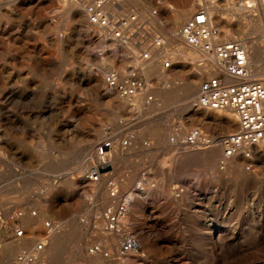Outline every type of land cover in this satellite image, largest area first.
Returning a JSON list of instances; mask_svg holds the SVG:
<instances>
[{
    "label": "rangeland",
    "instance_id": "1",
    "mask_svg": "<svg viewBox=\"0 0 264 264\" xmlns=\"http://www.w3.org/2000/svg\"><path fill=\"white\" fill-rule=\"evenodd\" d=\"M243 1L253 4L242 16L245 35L232 11L213 21L224 38L255 42L264 56V0L230 2L238 7ZM67 3L0 0V264H27L18 262L20 253H43L31 245L10 248L18 241V224L27 237L40 234L39 240H47V250L53 240L61 247L31 264H61L60 255L67 256V264H264V159L253 172L243 169L242 159L222 170L223 150L215 161L208 157L215 147L178 149L168 141L177 124L186 130L200 126L218 137L238 128L234 111L195 106L200 83L215 70L175 38L183 24L175 17L193 8L191 17L199 0H125V9L140 11L153 32L177 45L172 67H163L166 53L157 51L155 58L162 56L146 65L155 83L151 101L145 94L124 99L105 91L103 70L118 61V52L97 36L80 5L68 12ZM250 65L263 79L264 70L256 71L253 61ZM227 113L236 115V123L227 121ZM110 136L117 144L111 178L123 190L133 188L142 170L150 172L151 184L136 192L126 216L139 236L141 254L90 251L101 241L110 240L114 248L120 242L102 228L100 213L109 199L106 178L100 184L84 180L95 161V144ZM127 137L133 140L124 146ZM92 188L99 194L90 202ZM28 214L36 228L25 223ZM47 220L59 227L50 231Z\"/></svg>",
    "mask_w": 264,
    "mask_h": 264
},
{
    "label": "built area",
    "instance_id": "2",
    "mask_svg": "<svg viewBox=\"0 0 264 264\" xmlns=\"http://www.w3.org/2000/svg\"><path fill=\"white\" fill-rule=\"evenodd\" d=\"M220 0H199L197 10L177 31L188 46L200 50L214 62L215 74L204 79L198 88L195 106L207 110L232 109L238 117V128L222 136L206 132L200 126L184 129L181 125L172 127L168 136L171 145L180 149L197 147L208 149L221 146L223 149L219 166L227 169L234 159H242L243 169L253 172L259 166L260 154H264V78L250 80V58L241 37L224 38L220 26L213 21L210 4ZM125 0H86L85 10L89 23L102 40L112 41L118 52V61L103 73L105 91L132 99L145 94L147 101L154 99L151 94L154 79L146 74V64L153 59V52H164L168 56L160 59L164 68L175 62L173 51L176 44H170L160 33L152 31L150 22L136 9H125ZM153 14L157 10H153ZM128 53L125 57L124 54ZM126 59V61L124 60ZM138 59L140 62H134ZM137 61V60H136ZM233 79L234 81H230ZM131 138L123 139L124 146L131 145ZM146 145H150L149 142ZM116 139L105 137L95 144V161L84 173V180L90 184H100L106 178L108 203L100 213L103 231L120 237L116 248L110 240L90 247L91 252H102L106 256H128L142 251L138 234L126 216L138 191L151 184L149 169L140 172L133 188L123 190L121 183L111 178ZM91 202L99 194L98 188L91 190ZM36 215V209L32 211ZM25 214L19 210L16 217ZM58 223L46 221L51 231ZM26 229L19 225L14 230V239H23ZM47 240H38V252L46 248ZM110 249L113 251L110 253ZM34 255L26 251L20 253L18 262L31 264Z\"/></svg>",
    "mask_w": 264,
    "mask_h": 264
},
{
    "label": "bare ground",
    "instance_id": "3",
    "mask_svg": "<svg viewBox=\"0 0 264 264\" xmlns=\"http://www.w3.org/2000/svg\"><path fill=\"white\" fill-rule=\"evenodd\" d=\"M78 2H76L75 3V1L74 2H69V0H68V6L66 7V10H68V12L69 11H71L72 10V5L73 4H75V7H77L76 9H79L78 8V6L80 5L82 8H83V10L85 11V14H86V16H87V13H86V10H85V3H86V0H77ZM82 1H83V5H82ZM231 0H220V1H218V2H215V3H213V4H210V13H211V15H212V17L213 18H216V19H218L219 17H220V15L221 14H223L224 12H228V11H232L235 15H238V17H239V20H238V27H239V30H240V34L242 33L243 35H245V33H247V31H248V29L246 28V26H245V24H244V22L243 21H241V20H243V15H245L246 13H248V12H250L251 11V8H252V6H253V4H248V3H245L244 1L243 2H241V3H239L238 4V7H232V5H231V2H230ZM79 3V4H78ZM263 5V4H262ZM73 7H74V5H73ZM188 7V6H187ZM197 8V7H196ZM192 11H193V8H191V9H183V10H179V11H177V15H176V17H175V21H178V20H180V21H182L183 23L187 20V19H189L188 17H190V15L192 14ZM176 12V11H175ZM76 13V12H75ZM252 13V12H251ZM77 14V13H76ZM152 15V14H151ZM227 15V14H226ZM1 16V15H0ZM70 16V15H69ZM175 16V15H174ZM2 17V16H1ZM4 17V16H3ZM9 17V16H8ZM70 18V17H69ZM151 18H152V22L153 23H155V19H156V16H151ZM245 18V17H244ZM2 19V18H1ZM158 19V18H157ZM221 23V22H220ZM253 25V24H252ZM227 27V26H226ZM238 30V29H237ZM256 30V29H255ZM257 31V30H256ZM237 32V31H236ZM175 38L179 41V43H181L182 45H184V46H186L187 48H190V49H193V50H195V52L197 51V52H199L200 54H201V60H204V61H206L207 63H210V65H212L213 67H214V62H213V60L212 59H210V58H207L206 56H205V54L204 53H202L200 50H197V49H194V48H192V47H190V46H188L187 44H186V42L180 37V36H178L177 35V32H176V34H175ZM106 40V39H105ZM243 40V39H242ZM107 41V40H106ZM244 41V43H245V46L247 47V49H248V53H249V49H250V56H249V58H250V63H251V61H253L255 64H256V67H255V70L256 71H260L261 72V70H264V56L262 55V47H260L257 43H255V42H247L246 40H243ZM110 42H112V41H110ZM256 42H258V41H256ZM260 42V41H259ZM248 43V44H247ZM251 43V44H250ZM112 44L114 45V43L112 42ZM261 44V43H260ZM248 46H249V48H248ZM185 52V51H184ZM187 52V51H186ZM177 53V50L175 51V54ZM127 56H128V53L126 52L125 53ZM155 53L153 52V59L151 60V61H153V60H155V59H158L160 56H162V55H160V56H157L156 58H155V55H154ZM171 54V53H170ZM170 54H168V55H170ZM175 54H173V55H175ZM166 56H168L167 54H165ZM109 56V55H108ZM106 57V56H105ZM110 57V56H109ZM187 59V58H186ZM134 60V59H133ZM137 60V62H140L138 59H135L134 61H136ZM150 61V62H151ZM103 63V62H102ZM105 63V62H104ZM149 62H147V64H148ZM146 64V65H147ZM158 65V64H157ZM107 67V66H106ZM205 67H207V66H205ZM151 68V67H150ZM250 74H251V76H250V80H258V78H256L257 76H256V73L254 72V70H252V68H251V65H250ZM156 69V68H155ZM106 70V69H105ZM159 70V69H158ZM198 70V69H197ZM209 70V69H208ZM214 70H215V67H214ZM146 71H149V70H146ZM161 71V70H160ZM103 72H104V70H103ZM208 72V71H207ZM162 73V72H161ZM165 75V74H164ZM200 75V77H202V75L201 74H199ZM160 76V75H159ZM163 76V75H162ZM204 77H206V76H204ZM103 78V77H102ZM230 81H234L233 79H230ZM104 84V83H103ZM182 88V87H181ZM174 91V90H173ZM185 91V90H184ZM183 91V92H184ZM195 91V90H194ZM198 91V90H197ZM198 93V92H197ZM110 94V93H109ZM111 94H114V93H111ZM191 96V95H190ZM122 98H124V97H122ZM189 98V97H188ZM124 99H128V98H124ZM134 100V99H133ZM126 102V101H125ZM141 101L140 100H138V103H140ZM191 103H192V101H191ZM119 107V106H118ZM157 107V106H156ZM190 107H193V105H191ZM189 107V108H190ZM155 108V107H154ZM202 109V108H201ZM204 110H207V109H204ZM225 110H232V109H225ZM214 111H216V110H214ZM221 111V110H220ZM233 111V110H232ZM116 113V112H115ZM120 114V113H119ZM140 117H142V116H140ZM225 118L227 119V121L229 122V123H231V124H234V123H236V121H237V118H236V115H234L233 113H227L226 115H225ZM147 120V119H146ZM197 120V119H196ZM216 121V120H215ZM212 122V121H211ZM222 122V121H221ZM147 123V122H146ZM145 124V123H144ZM227 124V123H226ZM222 125V124H221ZM210 127V126H209ZM166 133V132H165ZM133 140V139H132ZM164 140H166V138L164 139ZM165 143V142H164ZM183 148H187V147H183ZM120 149V148H119ZM221 150H223L222 149V147L221 146H216L215 148H213L209 153H210V155L208 156V157H211V159H214L215 161H216V156H218V154H219V152L221 151ZM118 151V150H117ZM120 151V150H119ZM192 151V150H191ZM187 152V151H186ZM116 153V152H115ZM178 153H180V152H178ZM205 155H207V154H205ZM199 157H200V155H199ZM179 158V157H178ZM186 158V157H185ZM216 158V159H215ZM260 159H264V155L263 154H260ZM208 162V161H207ZM212 164V163H211ZM215 164V163H214ZM214 167V166H213ZM215 167H216V164H215ZM65 191V190H64ZM66 192V191H65ZM137 197V196H136ZM140 199V198H139ZM70 201V200H69ZM133 206V205H132ZM71 207V206H70ZM58 208V207H57ZM136 209V208H135ZM57 210V209H56ZM130 214V213H129ZM29 215V214H28ZM131 215V214H130ZM132 216V215H131ZM38 218V217H37ZM26 222L25 223H27V224H30V226H32V227H34V228H36V219H35V217L33 216V215H29V216H26ZM39 223V222H38ZM41 233V232H40ZM57 233V232H56ZM52 235L53 236H55V229H54V231H52ZM64 237V236H63ZM109 237V236H108ZM40 238H42L41 237V235L40 234H36V235H34V236H30V237H24L23 239H18V241H17V243L15 244H12L11 245V249H17V250H24L25 248H26V246L27 245H31V246H33V247H35V243L37 242V240H39ZM61 238V237H60ZM59 238V239H60ZM107 238V237H106ZM64 239V238H63ZM109 239V238H108ZM114 239V238H113ZM120 239V238H119ZM56 241H58V240H53V243H52V246L47 250V248L45 249V250H43V253H42V255H44L45 253L46 254H51V252L54 254H58L57 252H59L60 251V249H61V247H60V245L56 242ZM61 241V240H60ZM119 241V240H118ZM15 242V241H14ZM142 245V244H141ZM64 246V245H63ZM85 253V252H84ZM94 253V252H93ZM99 253V252H98ZM31 254V253H30ZM95 254V253H94ZM34 255V260L33 261H36L37 263H39L40 262V260H41V258H42V255L41 254H37V253H34L33 254ZM88 256V255H87ZM98 259V258H97ZM115 259V258H114ZM121 259V258H120ZM32 261V262H33ZM98 261V260H97ZM24 262H26V261H24ZM35 262V263H36ZM102 263V260L100 259L99 260V263ZM125 262V261H124ZM109 263V262H108ZM112 263V262H111ZM125 264V263H124Z\"/></svg>",
    "mask_w": 264,
    "mask_h": 264
},
{
    "label": "crops",
    "instance_id": "4",
    "mask_svg": "<svg viewBox=\"0 0 264 264\" xmlns=\"http://www.w3.org/2000/svg\"><path fill=\"white\" fill-rule=\"evenodd\" d=\"M205 65V64H204ZM203 65V66H204ZM209 64H207L206 66H208ZM210 66V65H209ZM47 261H48V259H45L44 260V262L45 263H47ZM57 261H59V262H61V264H67V262H68V258H67V256H64V255H60V257L58 258V260Z\"/></svg>",
    "mask_w": 264,
    "mask_h": 264
}]
</instances>
